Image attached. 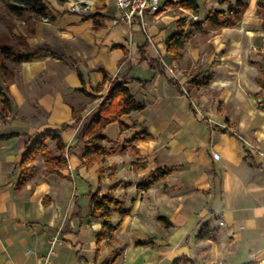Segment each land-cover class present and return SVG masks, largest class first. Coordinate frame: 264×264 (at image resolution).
Returning <instances> with one entry per match:
<instances>
[{
    "label": "crops",
    "instance_id": "0c3cea01",
    "mask_svg": "<svg viewBox=\"0 0 264 264\" xmlns=\"http://www.w3.org/2000/svg\"><path fill=\"white\" fill-rule=\"evenodd\" d=\"M178 1L162 0L146 32L114 0H48L49 16H32L21 54L39 53L12 70L22 101L0 122V135L19 134L0 140V264H41L56 235L50 264H264V27L249 9L210 27L228 5L200 1L196 15ZM183 29L175 56L168 41ZM116 83L144 108L106 128L89 166L78 136ZM63 125L65 168L48 172L43 154L20 166L39 133ZM109 193L116 229L98 241L93 200ZM205 225L215 235L199 239Z\"/></svg>",
    "mask_w": 264,
    "mask_h": 264
},
{
    "label": "trees",
    "instance_id": "16d2710c",
    "mask_svg": "<svg viewBox=\"0 0 264 264\" xmlns=\"http://www.w3.org/2000/svg\"><path fill=\"white\" fill-rule=\"evenodd\" d=\"M3 2L8 10L18 18H24L27 15H32L39 18L48 17L50 14L49 7L46 0H0ZM200 1L208 2L211 0H180L175 4L185 11H189L198 15L201 10ZM220 5H228L227 11H213L203 22L210 27H227L237 20H239L244 13L248 10L251 0H216ZM169 3L165 4L164 9L169 7ZM162 11V10H161ZM185 24V23H184ZM191 37L189 32L184 29L173 35L168 41V48L175 56L178 55L179 49L183 48L184 43ZM39 51L34 53L21 54L17 53L12 47L0 45V54L13 63L19 65L23 62H28ZM261 69V78L259 83L264 89V62L259 65ZM1 68H4L1 65ZM13 72H16L15 70ZM9 88L0 86V98H3L4 103L12 106V102L8 97ZM81 92L85 93V90ZM144 108L143 105L138 103L131 95L129 89L123 83L113 84L110 91L103 102L98 108L97 113L91 118L90 122L86 124L79 133L78 141L83 142L85 147L83 149V157L87 158L86 164L91 166L99 156L105 153L103 143L106 141L105 130L106 128L118 121L121 116L131 112L140 111ZM70 126L63 125L62 130H44L39 133L28 146L27 151L24 153L20 166L25 167L30 163L37 160L38 156L42 153L47 165L48 172H56L63 169L67 165V158L65 153H70L63 141L62 133L68 130ZM19 134L13 133L10 135H0V140L9 139ZM53 141L56 144L55 152L52 153L47 149V142ZM25 171V170H24ZM149 186V185H148ZM118 206V202L112 193L106 194L101 199L93 200L92 216L101 218L105 221L103 230L97 235L98 241L106 238L112 239L115 227L112 225L111 217L114 212V207ZM215 232L205 225L198 235L199 239H206L207 237H214ZM173 264H196L194 261L181 258L173 262Z\"/></svg>",
    "mask_w": 264,
    "mask_h": 264
},
{
    "label": "rangeland",
    "instance_id": "374dc122",
    "mask_svg": "<svg viewBox=\"0 0 264 264\" xmlns=\"http://www.w3.org/2000/svg\"><path fill=\"white\" fill-rule=\"evenodd\" d=\"M47 2L48 0H46V3ZM248 9L252 11L253 23L262 24L264 27V0H251ZM31 20L32 15L30 14L24 18H18L14 16L8 10L7 6L0 1V45L12 47L17 53L27 51L28 49L24 44L23 33L29 32L28 26H31L29 24ZM1 65H3L4 68H1ZM17 66L18 65H15L12 60L4 58L0 54V86L3 88L8 87L11 90V93H14V95H11L10 93L7 94L12 104H18L20 101H22V96H20V92L22 90H20L21 86L17 80V73L12 72L14 68L18 69ZM4 106L8 107V103H4L3 98H0V122L7 121V124H10L15 120L14 117L11 118L15 114H8L7 109L3 110ZM27 116L28 113L19 112L17 113L16 120L22 119L23 121H26ZM9 117L11 119H9Z\"/></svg>",
    "mask_w": 264,
    "mask_h": 264
},
{
    "label": "built area",
    "instance_id": "2783aa9c",
    "mask_svg": "<svg viewBox=\"0 0 264 264\" xmlns=\"http://www.w3.org/2000/svg\"><path fill=\"white\" fill-rule=\"evenodd\" d=\"M120 11L121 21L132 26L135 22H139L141 27L146 32L148 27V16L157 15L162 10V0H114ZM89 10L88 5L75 4L73 11L83 13ZM197 20V18H195ZM118 22V21H117ZM216 160L220 159L219 154H215ZM223 225V223H221ZM60 236L56 235L51 240V249L47 258L41 264H50V257L53 254L54 248L59 244Z\"/></svg>",
    "mask_w": 264,
    "mask_h": 264
}]
</instances>
